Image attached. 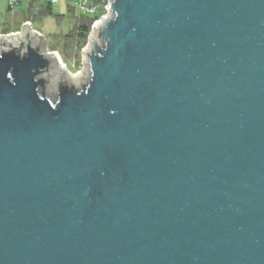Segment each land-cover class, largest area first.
<instances>
[{
  "label": "water",
  "instance_id": "95a60500",
  "mask_svg": "<svg viewBox=\"0 0 264 264\" xmlns=\"http://www.w3.org/2000/svg\"><path fill=\"white\" fill-rule=\"evenodd\" d=\"M105 7L0 35V264H264V0Z\"/></svg>",
  "mask_w": 264,
  "mask_h": 264
},
{
  "label": "rangeland",
  "instance_id": "374dc122",
  "mask_svg": "<svg viewBox=\"0 0 264 264\" xmlns=\"http://www.w3.org/2000/svg\"><path fill=\"white\" fill-rule=\"evenodd\" d=\"M107 4V3H106ZM4 7V3L0 2V34L6 35L10 33V30L15 29L18 26L19 14L18 11L15 9L9 10L7 7ZM105 12L102 14H106L107 10L106 7ZM79 13L78 8H75V14L73 15L70 10L65 11V15H50L38 13L35 12V15L33 16V26L35 28H38L45 38V45L46 48L49 51H53L52 47L62 48V40H57L61 38L62 35L54 36L53 38V32H66L69 31V29L72 27V20L74 16H77ZM101 15V16H102ZM100 16V17H101ZM70 25V26H69ZM21 30V28H20ZM19 30V31H20ZM87 44V42H86ZM85 44V45H86ZM84 45V46H85ZM65 53V58H62V55L59 50H56L55 52L58 54V57L60 59V63H63L65 65V69L68 70L71 74L76 73L78 70H81L82 68V53L80 51V58L79 62H77V58L75 57V50L73 46L67 47Z\"/></svg>",
  "mask_w": 264,
  "mask_h": 264
},
{
  "label": "crops",
  "instance_id": "0c3cea01",
  "mask_svg": "<svg viewBox=\"0 0 264 264\" xmlns=\"http://www.w3.org/2000/svg\"><path fill=\"white\" fill-rule=\"evenodd\" d=\"M80 0H21L19 3L9 6L6 0H0V2L4 3V7H7V9L12 10L16 9L19 14L20 21L18 22V26L10 30L9 32H15L19 31L21 28V25L24 24L25 21H31V24L33 26V16L35 15V12L48 14L50 15H65V11L70 10L72 14H75V8H78V3ZM91 3V0H90ZM79 10V8H78ZM83 12L78 13V15L82 14ZM77 15V16H78ZM74 16L72 20V24L74 23ZM70 26V25H69ZM34 29L38 30L42 35L43 33L38 29L33 27ZM67 32L66 30L64 32H53V38L54 36L59 35H65ZM44 37V36H43ZM58 55V54H57Z\"/></svg>",
  "mask_w": 264,
  "mask_h": 264
},
{
  "label": "trees",
  "instance_id": "16d2710c",
  "mask_svg": "<svg viewBox=\"0 0 264 264\" xmlns=\"http://www.w3.org/2000/svg\"><path fill=\"white\" fill-rule=\"evenodd\" d=\"M106 3L107 0H91L92 10L75 17L74 23L72 24V27L69 29V31L65 35L61 36L60 39L57 38V40H62V48L52 47V50H59L62 58L66 59L65 49L67 47L73 46L75 50V57L77 58V62H79L80 51L87 42V38L94 21L98 20L105 12L104 7Z\"/></svg>",
  "mask_w": 264,
  "mask_h": 264
},
{
  "label": "built area",
  "instance_id": "2783aa9c",
  "mask_svg": "<svg viewBox=\"0 0 264 264\" xmlns=\"http://www.w3.org/2000/svg\"><path fill=\"white\" fill-rule=\"evenodd\" d=\"M6 1H7V3H8L9 6H13V5L19 3L21 0H6ZM78 8H79V11L80 12L85 13V12H88V11H91L92 10V4L90 3V0H80L79 3H78ZM27 22L29 23V25L31 27V30H35L38 34H40L41 36H43L38 30H36V29H34L32 27L31 21H29V20L28 21H25L24 24L27 23ZM15 32H17V31H15ZM15 32H13V33H15ZM0 35H3V34H0Z\"/></svg>",
  "mask_w": 264,
  "mask_h": 264
}]
</instances>
